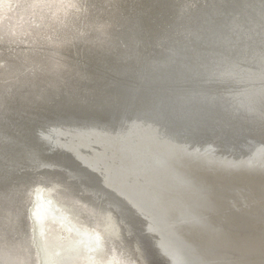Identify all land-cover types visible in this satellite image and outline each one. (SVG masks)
Wrapping results in <instances>:
<instances>
[{
    "label": "bare ground",
    "instance_id": "6f19581e",
    "mask_svg": "<svg viewBox=\"0 0 264 264\" xmlns=\"http://www.w3.org/2000/svg\"><path fill=\"white\" fill-rule=\"evenodd\" d=\"M197 1L203 0H146L141 5L142 14L148 10L153 12L146 13L150 19L157 12L173 17L170 21L164 18L159 24L160 28L164 24L171 28H164L168 47L162 50L167 51L155 54L153 49L148 51L147 38L142 32L151 34L154 30V39L162 46L158 24L151 20L153 26L151 22L142 25L139 17H132L133 0H0V179L3 180L0 186V264H148L136 250L138 241L123 233L122 224L114 216L115 199L119 198L137 204H133L137 212L150 217L148 222L157 218L148 197L130 187L138 176L132 179L131 174V180L124 181L120 174L123 163L129 168L134 162V158L126 160L124 157L131 148L134 151L130 155L142 161L146 157L158 160L160 153L168 155L174 148L198 155L197 163L192 164L197 168L211 167L212 173H198L191 163L183 159L177 162L175 156L166 160L165 167L169 168L159 169L158 175L169 180L175 172L171 169L178 165L179 173L199 180L217 205L222 207L225 198L223 212L232 219L229 225L224 223L226 242L221 240L223 244L215 245L213 233H207L203 242L212 264H264V176L248 173L264 174L260 173L263 167H250L253 163L264 166V155H258L257 149L251 152L250 147L237 154L235 149L222 150L216 141L203 139L195 127L199 116L213 118V107L204 110L211 102L217 103L225 114L232 112L229 115L236 121L253 126L264 124V37L258 40L256 37L260 35L254 34L258 30L264 34V0H257L252 10L251 0H205L202 9L196 8ZM192 7L196 12L202 10L199 14L203 24L194 28L185 26L183 32L179 30L183 23L178 18L185 17L194 25ZM216 16L222 18L219 29H228L219 36L207 26ZM180 33H183L182 42L187 40L183 45L175 43L180 40L177 39ZM143 45L148 48L145 53ZM98 63L113 71V76L99 71L95 76L91 68ZM134 63L136 67L140 63L147 64L143 76L138 68L132 67ZM142 68L144 70L141 64ZM178 75L181 76L177 79ZM95 77L104 79L102 86L96 83L88 87ZM134 77L139 88L130 104L131 107L134 104V110L119 111L116 120L109 121V117H102L107 118L105 120L97 117L61 119L53 116L58 113L50 112L52 107L61 108L57 102L67 101L70 95L77 101L84 99L91 110H102L105 106L117 109L122 102L120 95H125L119 92V87L130 79L135 83ZM158 92L164 94L163 99ZM154 102L172 113L173 116H169L172 124H187L188 128H184L196 133L183 134L164 125L162 128L158 124L159 117H155L160 116L155 112L159 106L144 109ZM32 109L43 110L42 116H36L31 123L39 124L35 129L50 144L44 152L49 154L54 146L70 150L79 161L84 160L88 172L98 175L99 189L90 186V190L81 181L84 188L74 187L73 182L62 175V172H72L60 166L61 161L27 145L23 138L27 127L21 120L9 122V117L24 113L22 111L35 112ZM239 170V174L235 172ZM210 174L213 180L208 178ZM228 175L231 176L226 186L215 183V177ZM124 182L133 192L123 186ZM169 182L175 183V179ZM197 188L198 185L196 191ZM177 190L162 200L175 208L192 201L187 212L194 219H197L196 209L210 215L201 207L198 192L186 197V189ZM50 200L55 203L56 214L69 220L78 234V240L63 258H45L39 247L37 231L41 224L33 210L38 204V215L42 216ZM223 212L217 217L215 212L211 215L212 225L223 226ZM230 225L232 228H228ZM161 226L158 225L160 231L155 232L161 235L159 242L164 251L170 252V258L179 260L178 264H199L194 260L193 251L200 250L193 240L182 233L186 245L179 239L180 235L174 236L169 228ZM179 229L187 232L186 228ZM54 240L63 241L58 231Z\"/></svg>",
    "mask_w": 264,
    "mask_h": 264
},
{
    "label": "water",
    "instance_id": "95a60500",
    "mask_svg": "<svg viewBox=\"0 0 264 264\" xmlns=\"http://www.w3.org/2000/svg\"><path fill=\"white\" fill-rule=\"evenodd\" d=\"M146 0H133L134 5L131 6V12H133L132 17H136V18H140L139 22L142 23H150L151 26H153V21H155V24L157 25V29H158V33L160 32L161 35V39H159L160 41L163 42L162 46H159L157 43V40L154 39V30L151 34H149L146 31L142 32V36H145L146 42L145 44L147 45V47L149 48L148 51H150V49H153L155 54L156 53H160L163 54V52H166L167 50L163 51L162 48H167L168 46L166 45V38L167 36L165 35L166 33V29L168 26L169 29V25H165L163 26V28L159 27V24L164 22V18H166L165 20H173V17L171 16V14H166L163 12H157L155 13V15L152 17V19L149 18L148 14L146 13H151L153 14V12H149L148 11H143L144 14H142L141 12V5L145 2ZM256 1L257 0H251V10L253 9L252 6H256ZM205 0H203L202 2L197 1L196 8L198 7L199 9H202L204 6ZM194 7V6H193ZM192 7V9H193ZM193 9V13L195 12V18L193 19L192 23H194V25L191 24V22H189L185 17H182L184 19H179L178 21H181L183 23V27L180 26L179 30H183V32L186 30L187 28H194L196 25L198 26V24H203L202 23V16H200V12L202 11H197V9ZM206 8V7H205ZM162 10V9H161ZM189 14H191V10L187 11ZM216 12V11H215ZM143 15V16H142ZM184 15V14H183ZM220 15V14H219ZM185 16H187L185 14ZM222 18H217V16L215 17V20L209 22V24H207V26L210 25V28L215 31V36H219L222 33H226L225 30L228 29H223L219 27H221V20ZM153 20V21H151ZM200 24V25H201ZM186 26V27H185ZM202 26V25H201ZM166 27V29H164ZM171 28V27H170ZM160 29V30H159ZM185 29V30H184ZM221 31V32H219ZM179 32V31H178ZM183 33H180L179 36L177 37L180 38V36H182ZM254 34H258L260 35L259 37H256L258 40H260L262 37H264V34L262 33V31L258 30L257 32H254ZM151 35V36H150ZM246 38V37H245ZM244 38V39H245ZM243 39V40H244ZM156 40V41H155ZM187 40L185 39L184 42H182V38H180L179 41H175V43H179L180 44H185ZM262 43V42H261ZM147 47H145L143 45V51L145 53V50L148 49ZM161 47V48H160ZM166 54V53H165ZM166 56V55H165ZM149 58V57H148ZM144 61H146L144 59ZM147 62V61H146ZM87 63V60H85V64ZM136 63L133 64L132 67H136L135 65ZM142 66L144 67L140 69ZM126 65V64H124ZM145 66H147V64H145ZM145 66L143 63H140V66L137 65V67L135 69H139L140 73L142 72V76L144 75L145 72ZM94 73L95 76H97L99 72H103L104 74H109V76H113V71H110L105 65H103L102 63H98L97 67L94 66V68H91ZM129 72V71H128ZM181 75H178L177 79L180 78ZM107 79V78H106ZM108 80V79H107ZM136 77L133 78V81L135 83H132L131 79L129 80V82H124L123 83V87L120 86L119 87V92H123L125 95H120L121 96V103H125L124 107H120L121 103H119L118 108L117 109H113L110 106H105L104 108H102V110H91V108L89 107V104L84 103V99H82L81 101H77V98L72 97L71 95L68 98L67 101L66 100H62L63 102H57L55 101L57 98L54 99V103L57 102L61 108H56V107H52V109H50L51 113H58L56 115V117H59L61 119L63 118H70L72 119V117H97L100 120H105L107 118H102V117H109L108 119H110L109 121H113L116 120L117 115L119 113V111H123L125 112V108H129L127 109L128 112H131L132 110H134V104H132V107L130 106L133 98L135 97V94L138 93L137 89H139L137 87L138 81H136ZM104 81V79H103ZM102 80H100L99 78L95 77V80L93 82H91L90 84H88V87H92L93 84H100L102 86L103 83ZM121 85V84H120ZM198 87V86H197ZM168 91V90H166ZM178 91H182V90H178ZM198 91V89H197ZM206 93H208V90H205ZM159 93V92H158ZM84 94V93H83ZM178 94V92H177ZM159 95L161 96V99H163V93L160 92ZM207 96V94L205 95ZM207 99V97H205ZM64 99V98H63ZM208 101V100H207ZM75 102V103H74ZM66 103H70L69 105H67ZM77 103V104H76ZM210 103V102H209ZM212 104L208 105L209 107L204 108V110L208 109V108H214V112L212 113L213 118H211L209 115H207L206 117L204 116H199L200 121L199 120H195L196 124L195 127L197 129L198 134L201 136H203V139H212L213 143L216 141V143L220 146V148L223 150V148L227 149H235V154L237 153H244L246 151L249 150V147L251 148V152L255 151V149H257L256 151H258V155H260V153H262L264 155V149L261 146H264V124H256V125H251L249 123H244V122H240V121H236V119L233 117V115H229L232 114V112H227V114H225L224 112L221 111V109L219 108V105L215 102H211ZM117 105V104H116ZM150 105H157L159 106L155 112H159L160 116H155V117H159V123L160 126L164 125L166 128H170L171 130H176L179 131L180 133L183 134H188L190 135L191 132H194L193 130L190 131L189 129H186L184 127L188 128V125L186 124V126L180 124L179 125H174L172 123V120L169 119V116L172 115V113L167 112V107H163L164 105L160 104L158 105V103L154 102V103H150L148 104L144 109H147L148 106ZM49 107V105H48ZM165 109H163V108ZM31 110V109H29ZM35 112H29L30 114H28L25 111H22L24 113L21 114H17L14 116L9 117L10 121L13 123V120H21L25 126L27 127V131L25 132V136H20L23 137L24 139H26L27 141H25L27 143V145L29 147L33 146L35 148H37L39 151L42 152V154H44L47 157H50L51 159H57L59 161H61L63 168H68L70 170V172H72V174L68 173L67 174L65 172H62L63 176L68 179L70 181L73 182L74 187L76 188H84L83 185L87 186L90 190L92 186H95L99 189V185L98 183L99 181V177L98 175L92 172H88V166H86L84 160L83 163L82 161L77 159V156L72 153L70 150L67 149H55L58 146H54V151L49 152V154L46 152H44V150H46V148H49L50 144L48 141L45 140V138H43L42 135H39V131L35 129V126L39 125V124H34L31 123V121H33V119L35 120L36 116H42L41 113H43V110H38V109H32ZM32 114H34L35 116H31ZM50 114V113H49ZM206 115V113H205ZM173 116V115H172ZM181 117L184 119V116L181 115ZM116 118V119H115ZM99 120V121H100ZM73 123H81V121H72ZM162 122V123H161ZM98 124V122H96ZM182 123V122H181ZM11 125V124H10ZM30 125V126H29ZM12 126V125H11ZM163 128V126H162ZM215 138H214V137ZM218 140L216 139L217 137ZM212 137V138H211ZM174 141H177L175 139H173ZM52 143V142H51ZM54 145V143H53ZM258 147V148H257ZM261 148V149H260ZM181 148H174L172 149L171 153L170 151L167 152L168 155H164L163 153H160V155H158L157 157L158 160H155L154 158L151 159H147V157L145 158L144 161H142V159H140L139 157H137L136 155L131 156V152H133L134 150L131 148L129 151L124 153V157L126 160L132 159L134 158V162L129 166V168L126 166V163H123L122 166V173H120L125 179L131 180V177H129L131 174H133L132 179L135 176L137 178L134 182L133 185L130 186L132 189H136L138 191L141 192V195H144L146 197H148V199L150 200V202L152 203V205L154 207H152V205L150 204V202L148 204H150L151 208H153L154 212L156 210L157 213L156 214L157 218H155L153 220L148 222V218L150 217H146V214L144 213H140L137 212V209L134 205L137 206V204L133 203H129L125 200L122 201V199H115L114 196H112L109 193V195H111L116 202L117 207L113 208L114 209V216H116V218L119 220V222L122 224V227L124 228L123 233L127 235V237L130 238H134L136 239V241H138V245H137V251L138 253H140L141 256H143L148 264H178L180 263L179 260L173 261L172 258H170V252L169 254L167 253V251H164V249L162 248L159 240L161 235L157 234L155 231H160L158 228V225L161 226V224H163V226L161 227H166V229H170V231L172 232V234L174 236H179L180 235V240L186 244L187 241L185 240V238H190L191 240H193V242L195 243V247L198 248L200 251H193L194 249L191 248V250L193 251V255L194 253L196 254V256H194V260L199 261V264H212L210 259V254L208 252H206V250H208L206 248V246L204 245V240L205 237L208 236L207 233H213L215 235V245L218 244H223L224 242H226V238H225V233H224V227L226 223H230L231 222V218L228 219V216H226V213L223 212V207L226 203L225 198L222 201V207H220L219 205H217L216 201L213 200V198L209 195L208 193V189L205 188L203 185L199 184V180L195 181V179H189L185 177L184 173H179L180 170L178 169V165L174 166V170L171 169L172 171H175L174 174L172 175L173 177H170L171 179H175V183H170L169 181L171 179L168 180V178H164L161 175H158L159 169L164 170L165 168H169V167H165V165H167L166 160L171 158L176 159V161L180 162L179 159H183L185 162L187 163H191L192 169H194V171H197L198 173L200 172H207V173H212L211 172V167L210 168H197L196 166H194L195 164L192 163H197L195 161V159L197 157H199L198 155H193L190 153H183L182 150H180ZM261 152H260V151ZM174 152L175 155H173L172 153ZM79 157V156H78ZM81 157V156H80ZM79 157V158H80ZM115 157V156H114ZM116 157H118V153L116 155ZM114 159H117V158ZM112 159V160H114ZM133 160V159H132ZM161 161V162H160ZM182 161V160H181ZM129 162V161H128ZM159 162V164H158ZM145 163V164H142ZM117 164V163H114ZM129 164V163H128ZM224 165L231 167L229 164H225ZM255 163H253L252 166H250L251 168H258V167H263L260 168L261 172L260 173H264V166H257ZM60 167V168H62ZM176 167V168H175ZM192 169H190L192 171ZM236 169V168H235ZM240 168H237V170ZM55 170H57V168H55ZM113 173L115 172V170H112ZM168 172V170H167ZM238 174L241 172V170L239 171H235ZM170 173V172H169ZM194 173V172H193ZM249 174H255L258 177H263V175H259L258 172L255 171H250L248 172ZM112 174V172H111ZM177 175V178H175V176ZM198 176V175H197ZM231 176V175H230ZM230 176H221V177H215V183L219 184V185H225L228 184V181ZM194 177V176H193ZM211 177V178H210ZM140 178V179H139ZM147 178V179H146ZM181 182H180V180ZM209 179L213 178V174H210V176L208 177ZM146 179V180H145ZM219 179V180H216ZM260 179V178H259ZM75 180L78 182L76 183ZM139 180V181H138ZM213 180V179H212ZM82 182L83 185H81L79 182ZM178 181L180 183H178ZM140 182H143V187H140ZM3 184V180L0 179V186H2ZM183 184V185H182ZM185 184V186H184ZM196 185H198L197 191L195 189ZM82 186V187H81ZM91 186V187H90ZM124 187H128L129 185L124 182ZM113 187V186H112ZM122 187V186H121ZM130 189V191L133 192V190ZM93 189V188H92ZM123 189V188H122ZM178 189V190H177ZM180 190H184L186 189L185 192H187L186 197H190L192 194L198 192V199L200 201V205L203 208V210H207L208 213H210V215L206 216V214L203 212H199L197 211V209L195 210V217H197V219H194L192 216L188 214V210L191 207V204H193L192 201H189L183 205L179 204L178 207H174V206H170L169 204H167L165 202V200H162L163 197L165 195L171 194L172 192H174L175 190L179 191ZM192 189H194L195 191H193ZM94 190V189H93ZM92 190V191H93ZM97 190V189H96ZM98 192V190H97ZM103 194V193H102ZM104 195V194H103ZM106 197L110 198L108 195H106ZM142 197V196H141ZM144 198V197H142ZM145 200V199H144ZM111 202H113V200H111ZM126 204H128L126 206ZM229 208V206H228ZM228 208H226L225 212H228ZM235 209V207H231V210ZM207 211H205L207 213ZM235 211V210H234ZM215 212V217L219 216V213L223 212V226L221 227V224H216L212 225V223L210 222V217L211 215H213ZM240 213H238L239 215ZM232 215V213H231ZM225 216L227 217V219L225 218ZM26 224L27 223V219H26ZM225 223V224H224ZM228 223V225H229ZM228 227V226H227ZM31 228V227H30ZM29 228V229H30ZM179 228H186L187 232L181 231ZM228 228H232V226L230 225V227ZM185 233L186 236L184 238V236H182L181 234ZM160 236V237H159ZM173 236V237H174ZM172 237V238H173ZM217 238L220 240H217ZM222 240V242H221ZM212 243V242H211ZM166 244V243H165ZM187 245V244H186ZM191 247V246H190ZM189 247V248H190ZM196 250V249H195ZM203 254V256H202ZM192 255V256H193ZM209 258H208V257ZM206 261V262H203ZM178 262V263H177ZM215 264H217V262H215Z\"/></svg>",
    "mask_w": 264,
    "mask_h": 264
},
{
    "label": "rangeland",
    "instance_id": "374dc122",
    "mask_svg": "<svg viewBox=\"0 0 264 264\" xmlns=\"http://www.w3.org/2000/svg\"><path fill=\"white\" fill-rule=\"evenodd\" d=\"M36 191H39V188ZM54 205L55 203L50 200L48 207L42 216L38 215V204H36L33 210L37 222L41 224L37 231L40 238L39 247L43 249L42 255L48 259L49 257H65L68 254L69 249L73 246V243L78 240V234L72 229L70 221L64 219L63 216L57 215ZM32 221L34 220L32 219ZM56 231H58L60 238L63 240L60 243H57L54 240Z\"/></svg>",
    "mask_w": 264,
    "mask_h": 264
}]
</instances>
